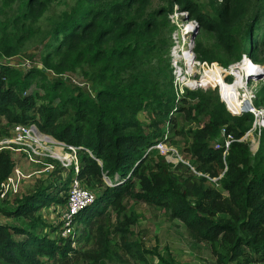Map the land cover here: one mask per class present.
<instances>
[{
  "label": "trees",
  "instance_id": "trees-1",
  "mask_svg": "<svg viewBox=\"0 0 264 264\" xmlns=\"http://www.w3.org/2000/svg\"><path fill=\"white\" fill-rule=\"evenodd\" d=\"M47 1L23 0V8L17 15L0 21L1 29L5 32L7 25H11L15 31L18 28L25 31L27 23L44 11ZM74 1L71 11L57 26L55 36L61 33V38L48 58L62 54V59L67 58L73 65L85 60L98 63L95 72L104 87L92 96L83 88L68 86L59 79L46 82L44 98L47 101L39 104L38 128L82 147L79 176L86 173V182L96 177L100 179L102 173L113 180L114 184L105 185L94 201H109L112 208L123 209L122 196L132 189L138 200L166 205L173 216L183 219L202 237L212 240L220 237L226 248L224 252L219 251L222 261H232L245 254L254 261L264 260V130L260 133L262 142L259 135L253 152L249 141L240 139L251 125L252 114L232 115L227 111L229 115L225 116L226 111L220 104L212 108L208 121L194 130L187 149L194 161L202 163L193 164L198 169H209L213 176L220 175L216 181L218 186H214L215 181L196 175L177 182L163 154L152 147L163 140L161 126L170 119L169 112L174 105L172 78L164 67L170 66L165 52L169 48L168 14L173 4L188 10L199 24L194 37L196 57L219 59L220 52L227 50L239 58V27L248 0H220L217 17L199 9L196 0H165L166 4L149 9L152 0ZM255 5L254 24L264 15V0H256ZM205 32L214 33L215 41L210 45L202 40ZM13 35L4 39V42L11 41L4 48L7 53L13 51V42H23L26 34L15 39ZM259 45H264V32L249 46L248 55L256 61L261 58L253 49ZM43 63L52 66L46 59ZM152 66L156 67L152 69ZM53 67L61 66L54 64ZM214 70L217 68L209 70L207 75L216 83L221 77ZM37 71L31 67L20 74L6 63H0V112H6L14 104L21 109L10 116L13 122L32 121L30 109L39 96L36 91L22 93L30 75ZM187 93L196 92L191 89ZM55 97L58 100L53 105ZM204 100L202 93L200 103ZM142 109L148 111L147 124L137 116ZM229 118L233 120L228 122ZM222 126L225 135L232 137L225 154L223 144H211L205 138L217 135ZM9 166L7 156L1 159L0 182L9 173ZM70 172L72 176V169ZM219 187L227 190V198ZM56 195L42 191L28 194L18 202L15 214L33 211L44 202L56 200ZM93 202L75 218L87 219L88 209H94ZM5 213L10 214L9 210ZM27 234L23 239L14 238L11 227L0 222V254L18 264H38V256L58 254V258H64L68 250L73 249L67 242L56 244L48 237ZM161 260L170 264L167 258Z\"/></svg>",
  "mask_w": 264,
  "mask_h": 264
},
{
  "label": "rangeland",
  "instance_id": "rangeland-1",
  "mask_svg": "<svg viewBox=\"0 0 264 264\" xmlns=\"http://www.w3.org/2000/svg\"><path fill=\"white\" fill-rule=\"evenodd\" d=\"M22 1L0 0V21L17 15L23 8ZM219 1L196 0L198 8L211 17H217ZM74 2V0H48L44 11L35 20L27 23L28 28H25V31L20 28L15 31L11 25H7L4 32L0 26V63H6L20 74L25 73L31 67L38 70L37 74L30 75L22 93L27 94L36 91L39 96L36 98L35 106L30 109L33 115L30 123L38 124L37 121L40 119L39 104L47 101V98H44L46 82L59 79L68 86L83 88L92 96L98 89L104 87L102 82L98 81V72H95L99 66L98 63L92 64L85 60L80 64L73 65L67 58L62 59V54L50 55L48 58L49 52L52 53L61 38V33L57 37L55 36L57 26L71 11ZM162 4H166L165 0H152L148 9ZM255 4L256 0L247 1L246 12L241 19L239 58H235L234 54L227 50L220 52L219 59L197 57L196 59L200 60L202 67L199 72H195V76L200 80L199 85L192 89L196 93L186 92L178 100L174 99V105L169 112L172 118L167 119L161 126L164 132L162 142L167 149H172L166 152L156 147V151L163 154L165 162L169 164L171 176L177 182L182 183L190 176L196 175L211 179L213 182L215 181L214 186H218L217 180H214L215 176L209 169L206 170L203 167L198 169L193 164H201L202 162L194 161L195 159L187 147L192 140L194 130L200 129L208 121L212 108H217L223 104L226 111L225 116L228 114L216 85L206 79L208 77L207 72L213 68H218L214 70L215 73L223 75L225 73L223 68L240 61L244 53L252 62L264 68V45H259L253 49L261 58L259 61L248 55L250 44L264 32V15L261 14L255 24L252 20L257 7ZM176 20L178 23L183 21L180 15ZM169 25V48L165 52V57H169L170 60L172 32L178 26L170 17ZM23 33L26 34L24 41H14L13 51L5 52L6 44L11 41L4 42V39L11 34H14L12 38L15 39L16 36ZM201 37L206 45L215 41L213 32L202 33ZM194 46L193 40L192 49L196 55ZM44 59L52 63V66H46L43 63ZM54 64L61 67L56 69L53 67ZM155 67L152 66V69ZM164 67L168 68L167 70L173 79L171 66ZM229 79L232 80L233 76L229 75ZM247 80L255 90L254 103L264 106V77L254 79L251 76V79L248 78ZM202 93L205 100L200 103ZM57 100L58 98L55 97L51 104H56ZM198 103H200L199 106H197ZM13 112H21L20 107L14 104L10 105L6 112H0V138L10 131V126L14 121L10 118ZM137 116L144 123L149 122L146 109H142ZM232 120L233 118H229L228 122ZM261 136L260 141L262 142L263 137ZM209 137L205 136L211 144L224 139L220 129L217 135ZM244 137L241 136L242 139L249 141V148L253 152L258 140L257 134L250 132ZM50 150L37 155L22 147L0 145V163L1 159L3 160L7 156L10 165L9 173L0 182V222L11 227L14 238L23 239L28 236L27 233H30L38 237H48L55 240L56 244L67 242L73 248L68 250L64 258H58V254L55 257L38 256V264H164L161 260L162 257L167 258L170 264H233L234 262L264 264V260L254 261L249 254L236 257L232 261H222L219 251L224 252L226 248L220 237L215 240L202 237L196 229L188 227L183 219L173 216L166 205L138 200L134 197L135 191L132 189L122 196L123 209L112 208L109 201L95 200L91 205L94 208L93 211L88 209L89 216L87 219L77 216L72 222L73 235L70 236L71 238L69 237V243L66 240V235H62V215L66 209L67 183L71 176L70 167L62 165L61 161L52 153L54 148ZM82 154L83 151H78L80 159ZM85 176L86 173L80 176L82 183L94 191L96 196L102 193L105 185L114 184L113 180L104 173L100 179L96 177L95 179L92 178L91 181L88 180V182L85 181ZM219 189L227 198V190L222 187ZM39 191L46 194L55 192L57 199L38 205L33 211H20L15 214L20 200L28 194ZM6 210H9L10 214H6ZM221 215L225 217L226 213ZM20 228L24 231H18ZM246 251L248 250L246 249ZM0 264L18 263L13 260L9 261L0 254Z\"/></svg>",
  "mask_w": 264,
  "mask_h": 264
},
{
  "label": "built area",
  "instance_id": "built-area-1",
  "mask_svg": "<svg viewBox=\"0 0 264 264\" xmlns=\"http://www.w3.org/2000/svg\"><path fill=\"white\" fill-rule=\"evenodd\" d=\"M179 15L181 18L184 15L186 19L193 23V25L197 22L194 17H190L188 10L179 8L177 3L173 5L172 11L168 14L172 21L176 22L178 26V28L173 29L172 44L169 51L170 66L174 75L172 84L175 100H178L183 93L187 92L188 89H194L199 85L200 80H198L195 76V72H199V69L202 67V63L200 60L196 59L197 57L194 55L192 49L193 41L190 39L191 33L185 32L186 37H183L182 28L185 24L183 18L181 23L177 22L176 19ZM246 58L251 61L244 53L240 61L223 68V71L225 72L223 75L217 74L227 82L228 86H225L224 89H222V85H220L219 82H214V85H216L218 94L225 103L230 114L240 115L245 112L252 114L251 125L245 131L243 137L249 132H251V134L253 132L257 134L258 140L256 141V150L259 135L261 131L264 130V106L254 103L255 90L253 86L249 85L247 80V74L250 71H243L241 66H239ZM239 71L244 72L242 78L237 77ZM252 71L254 70H251L250 73H252ZM228 74L233 76L232 80L229 79ZM206 79L212 81L209 77ZM224 131L225 128L222 126L221 132L224 135L223 142L221 143V141H219L215 145L223 144L225 148L223 153L225 154L232 137L231 134L225 135ZM162 141L163 140H159L153 144L152 147H158L162 150H166L167 147H165V144ZM0 145L22 147L37 155L38 153H44L45 151H49L51 148H54L55 150H53L52 153H54V155L61 161L62 165L69 166L70 170L72 169L73 173L67 187L66 209L62 215V235H66L67 237L73 235L71 224L74 222L76 214L83 210V208L87 205L91 204L95 199L94 191L87 188L82 183L79 176L80 159L78 157V151L80 152L82 147L57 139L52 134L41 131L36 124L30 123V121L12 122L8 134L0 138ZM86 151L91 154L87 148ZM219 176L220 175L216 176L214 180H217Z\"/></svg>",
  "mask_w": 264,
  "mask_h": 264
},
{
  "label": "bare ground",
  "instance_id": "bare-ground-1",
  "mask_svg": "<svg viewBox=\"0 0 264 264\" xmlns=\"http://www.w3.org/2000/svg\"><path fill=\"white\" fill-rule=\"evenodd\" d=\"M182 18L184 19V24L185 26L182 28V33H183V37L185 38V32H192L194 29V25L192 22H190L188 19L185 18V16L183 15ZM186 19V20H185ZM191 39V37H190ZM239 66H241L242 70L244 71H251V70H255V68H262L259 65L254 64V62L249 61V59H244L243 63H241ZM238 72L237 77L242 78L243 77V73L244 72ZM216 82H219L220 85H222V89H224L225 86H228L227 82L225 80H223L222 78H217ZM238 82V81H236ZM250 133V132H249ZM170 149V148H169ZM169 149H166L165 151H169Z\"/></svg>",
  "mask_w": 264,
  "mask_h": 264
},
{
  "label": "water",
  "instance_id": "water-1",
  "mask_svg": "<svg viewBox=\"0 0 264 264\" xmlns=\"http://www.w3.org/2000/svg\"><path fill=\"white\" fill-rule=\"evenodd\" d=\"M198 29H199V24H198V22H196V24L194 25V29L191 32V41L194 40V37H195L196 32L198 31ZM250 72H248V74H247V79L248 78L251 79V76H253L254 79H259V78H262L264 76V68H255V70L252 71L253 74L250 73Z\"/></svg>",
  "mask_w": 264,
  "mask_h": 264
},
{
  "label": "clouds",
  "instance_id": "clouds-1",
  "mask_svg": "<svg viewBox=\"0 0 264 264\" xmlns=\"http://www.w3.org/2000/svg\"><path fill=\"white\" fill-rule=\"evenodd\" d=\"M169 62H170V60H169ZM262 68H263V67H262ZM263 77H264V76H263ZM188 90H191V89H188ZM188 90H187V91H188ZM106 176H107V175H106ZM215 177H216V176H215ZM217 184H218V183H217Z\"/></svg>",
  "mask_w": 264,
  "mask_h": 264
}]
</instances>
